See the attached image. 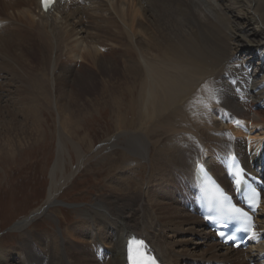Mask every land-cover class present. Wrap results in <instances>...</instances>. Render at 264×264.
Listing matches in <instances>:
<instances>
[{"label":"bare ground","instance_id":"bare-ground-1","mask_svg":"<svg viewBox=\"0 0 264 264\" xmlns=\"http://www.w3.org/2000/svg\"><path fill=\"white\" fill-rule=\"evenodd\" d=\"M82 18L102 19L103 25L94 24L97 34L109 41V57L101 54L104 44L99 40L81 35L87 31ZM2 20L0 79L5 78L0 96L12 95L0 110L5 144L17 142L15 131L25 134L28 122L42 126L52 92L49 74L62 67V58L88 61L86 73L70 81L89 96L88 104L81 108L68 102L69 111L110 108L119 123L132 116L129 127L106 139L92 159L120 146L139 159L149 158L150 170H157L146 179L139 161L134 167L124 164L114 186L120 193L100 195L89 210L92 223L103 225L100 231L87 221L74 228L76 240L88 236L89 246L64 236L57 246L50 237L34 236L32 242L21 243L22 264H125V243L134 234L147 239L163 264H179L184 259L172 247L181 241L168 242L167 232L177 219L202 223L182 212L192 205L195 164L207 165L219 180L223 169L218 156L231 152L247 170L254 172L251 163L264 176V0H56L47 12L39 0H0ZM11 20L17 23L9 24ZM61 81L67 83L64 77ZM241 141L247 142L245 151L238 150ZM121 150L118 156L125 158ZM129 171L137 172L136 181ZM59 182L50 185L43 206L15 224L16 231L46 213L43 207L52 205ZM134 185L146 186L145 192L133 190ZM263 214L264 197L256 216L261 232ZM212 235L209 229L201 233L203 239ZM208 250L209 262L243 264L237 250L218 241ZM262 252L264 243L245 251L244 257L261 264Z\"/></svg>","mask_w":264,"mask_h":264},{"label":"rangeland","instance_id":"rangeland-1","mask_svg":"<svg viewBox=\"0 0 264 264\" xmlns=\"http://www.w3.org/2000/svg\"><path fill=\"white\" fill-rule=\"evenodd\" d=\"M79 3L81 5L85 4L83 1ZM89 9H94V7ZM7 14L9 15V13ZM7 14H3L4 19H7ZM96 20L97 22L99 21L98 25L104 24L101 18ZM96 20L82 18L84 28L87 31L81 33V35L87 41L95 39L104 44V47L101 48V54L107 58L109 54H112L109 47H107L109 41H105L101 35L97 34L99 33L95 26L97 24H94L97 23ZM2 22L4 21H1L0 26ZM8 22L9 24L12 22L15 24L17 20ZM3 33L0 36H3ZM16 48L18 47H14L12 51L14 55L18 56L20 50ZM52 56H54V53ZM62 62V67L59 70H54L49 74L52 92L50 104L43 110V114L41 115L42 126L40 128H38L35 122H31L34 124L28 122L29 128L24 134L19 129L20 127L22 128V125H20L19 131H15L16 134H14L17 136L18 141L21 139L20 142H13V145L9 146L3 141L6 133L2 127L3 121L0 119V264H22L21 243L24 240L32 242L34 236L50 237L57 246L62 242L63 236L68 240L89 246L91 241L88 236L76 240L73 232L74 228L77 224L87 221L89 225H92L94 231H100L103 225L96 226L95 223H92L89 218V213H91L89 210H91L97 197L100 195H117L120 193L118 190V193L115 191V187L118 185L117 174L123 170L124 164L128 166L132 164L131 166L134 167L135 163L139 161L143 166L142 172L144 178L147 177L146 179L151 178L157 173V170H150L151 162L149 163V158L146 160L139 159L137 156H132V154L123 149L127 155L125 158H120L118 156L121 150V148H118L120 146H115L117 149L112 151V148L106 150L109 157L107 154V156H103L102 154V156L92 159L93 152L95 153L98 148L102 147L106 139L117 137L119 133L124 132L129 127L128 123L132 119V116L128 117V120L119 123L116 121V115H114V112L110 108H102V110L101 108L98 110L83 109L80 113L77 111L71 113L69 111L71 108L66 106L68 102L72 103L76 101L81 105V108L84 106V103L88 104L89 96L83 95L77 87L71 85L70 81L76 74L84 75L87 71L85 69L90 67V63L80 60H72L70 62L65 60L64 57L62 58ZM2 77L5 78V74ZM62 77L67 80L66 84L61 83ZM3 78L0 81L4 80ZM10 89L14 90V87H10ZM11 97L10 93L5 98L4 96H0V110L3 111L8 106L9 102L7 103V100ZM63 106L65 109H69L65 110ZM58 107L60 108L58 109ZM8 108L11 109V107ZM5 118H8L7 115H5ZM19 118L18 116L17 119ZM70 118L71 121L69 120ZM245 143L246 141H241V147L238 150L245 151ZM78 155L81 156L79 160ZM152 157L153 155H151V159ZM111 158H113V161L110 163L109 160ZM56 162L61 167L58 171L56 170L58 166ZM78 162H81V164L78 165ZM112 164L116 167L113 168ZM249 165L253 171L256 170V167H252L251 163ZM136 173V171H133V173L129 171L128 176H133L131 179L135 177L133 180L136 181L138 177ZM67 178L68 181L62 184ZM219 178L227 184L224 172ZM56 180H60V185L58 186L52 205L43 207L47 209L46 213L41 216H34L22 232L16 231L13 227L17 222L23 220L31 212L45 204L50 185L53 186ZM145 189L146 186H133V190L135 191L145 192ZM161 201L162 203H167L166 199H161ZM181 208L183 207L181 206ZM184 208L185 211L182 209L183 214L187 212L188 214L197 216L193 210L194 207L185 205ZM262 217L264 218V214ZM175 222L172 230L168 231L167 235L168 242L181 241L175 247H172V250L176 251L178 257L184 259L179 264H202V261L205 264L229 263L219 262L214 259H211L210 262L207 260V257L210 255L207 253L209 251V244L214 243L217 239L214 232L203 222L194 223L191 219L187 222L177 219ZM200 228L203 230L209 229L213 235L208 239H203L201 237L203 230L196 232ZM189 230L194 232V234H189L187 232ZM244 253L245 251L241 252L240 250L235 252L236 255L238 254L241 257L243 264H255V261H249L245 258Z\"/></svg>","mask_w":264,"mask_h":264},{"label":"snow or ice","instance_id":"snow-or-ice-1","mask_svg":"<svg viewBox=\"0 0 264 264\" xmlns=\"http://www.w3.org/2000/svg\"><path fill=\"white\" fill-rule=\"evenodd\" d=\"M53 2H54V0H41V3L44 6L45 10H47ZM237 175H239V171L237 172ZM251 202L252 201L250 200V203ZM259 202H260L259 196L257 195L255 198V204L258 206ZM231 211L234 213H241L242 215H246V214L241 212V209H238L235 207H233L231 209ZM249 230L251 231L252 238H255L257 235L256 232L252 231L251 228ZM133 245H136L138 247V249H143L144 248V241L133 240V241L129 242V252H130L129 261H130V264H155V260L152 257L148 256L146 251H140L139 256L133 257L131 255Z\"/></svg>","mask_w":264,"mask_h":264}]
</instances>
